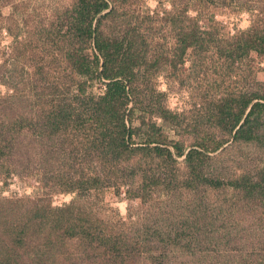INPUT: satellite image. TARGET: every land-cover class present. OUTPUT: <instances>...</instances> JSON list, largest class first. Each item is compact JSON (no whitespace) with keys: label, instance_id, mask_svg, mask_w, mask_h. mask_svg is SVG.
Segmentation results:
<instances>
[{"label":"rangeland","instance_id":"obj_1","mask_svg":"<svg viewBox=\"0 0 264 264\" xmlns=\"http://www.w3.org/2000/svg\"><path fill=\"white\" fill-rule=\"evenodd\" d=\"M110 2L116 14L104 20L105 30L109 32L107 28L114 26L123 35V21H128L139 28L147 45L145 63L134 69L132 124L139 126L144 116L146 127L150 123L159 125L161 132L185 151L198 147L202 137L223 140L221 149L208 152L211 158L204 164L205 176H219L223 183L217 187L189 186L186 183L191 175L184 156L166 166L161 156L137 152L119 164L120 169H127L122 172L134 170L129 182L122 183L119 190L112 185L88 195L66 193L60 190L57 177L78 176L87 169L100 172L103 168L96 156L92 166L87 165L91 157L82 142L88 128L70 126L66 133L48 136L42 133L43 123H39L34 135L24 130L17 136L14 163L18 170L9 175L7 183L0 176V259L8 252L14 264L102 262L104 255L98 249L47 233V227L41 234L29 230L20 247L13 245L16 232L12 227L21 229L18 224L28 211L35 210L37 203L58 207L75 200L73 211H82L86 220L89 215L99 229L125 235L133 240L131 244L145 239L143 248L149 251L142 248L143 252L132 254L126 264H264V196L245 199L227 183L247 175L261 183L264 194V115L259 139L249 142L234 140L229 132L220 130L217 118L218 105L225 99H238L248 93L264 95V54L251 52L232 60L219 52L226 40L239 33L255 27L264 29V0ZM76 4L78 0H0L2 117L7 113L10 118L24 110L16 103L2 109L8 105L3 97L14 94L15 86L22 89L26 85L31 95L36 90L42 92L43 86L51 82L64 87L85 79L71 69L65 54L70 37L66 33L70 26L68 11ZM178 16L183 18L175 25L172 17ZM192 24L203 31V36L205 31H211L216 40L203 50L190 47L179 60L180 28ZM105 83L96 75L90 78L87 91L100 95L106 89ZM162 111L175 116L163 118ZM44 112L37 106L36 114ZM140 135L136 136L139 141L143 134ZM146 169L176 182L166 179L151 186V196L145 201L132 196L138 192ZM42 182L46 183L43 187ZM168 235L172 240L167 239ZM87 253L96 259H87ZM113 260L110 257L111 263ZM0 264H5L4 259Z\"/></svg>","mask_w":264,"mask_h":264},{"label":"trees","instance_id":"obj_2","mask_svg":"<svg viewBox=\"0 0 264 264\" xmlns=\"http://www.w3.org/2000/svg\"><path fill=\"white\" fill-rule=\"evenodd\" d=\"M105 10L108 11L102 13ZM68 13L70 26L66 33L70 37L67 41L69 45L66 47V61L78 76H85V79L64 84V87H60L57 81L51 82V85L43 86L42 92L36 90L31 95L26 85L22 89L15 86L14 94L3 97L8 101V105H3L2 109L11 108L13 103L24 108L18 111V115L10 118L7 113L3 117L0 114V176H3L4 182L7 183L9 175L19 168L14 163L15 146L18 145L17 136H20L24 130L31 131L34 135L38 124L43 123L45 129L42 133L48 136H53L56 132L60 135L62 132L66 133L70 126L76 129L80 126L88 128L82 142L83 148L91 157L87 160V165L92 166L96 156L103 167L100 172L87 169L78 176L57 177L60 181V190L63 192L77 193L81 196L88 195L93 190L103 191L112 185L119 190L122 183L129 182L134 171L122 172L127 169H120L119 164L131 159L137 152L161 156L164 164L167 163L166 166L177 162L178 157L184 156V162L190 169L191 175L187 179V185L221 186L223 182L219 176L216 179H208L205 176L204 164L211 158L208 152L221 149L225 144L223 140L216 137H202L197 144L198 147L185 151L179 143L170 141L167 135L161 132L159 125L150 123L146 127L144 116L141 115L139 126L132 124L135 105L130 104L135 102L134 69L145 63L147 47L146 40L138 31L139 28L128 21H123L126 25L123 35L118 33L114 26L107 28L109 31L107 32L104 20L116 14V8L112 6L110 0H78V4ZM100 13L102 14L97 19ZM180 18L183 17H172L175 25L182 20ZM201 33L203 31H199L196 24L180 28L179 60L190 47L197 46L198 49L203 50L209 47L211 41L216 40L211 31H205L206 36ZM219 52L232 60L240 59L251 52L264 54V29L255 27L239 33L230 41L226 40L225 44L220 46ZM96 75L106 82V89L100 95L90 94L87 91L90 78ZM49 88H51L50 92H45ZM14 98L16 101L10 100ZM254 99L257 101L253 102ZM37 106L43 108L44 115L36 114ZM248 107L250 109L247 112ZM169 115L175 116L162 111L163 118L169 119ZM263 115L264 95L256 93L243 94L238 99H225L218 105L217 118L220 130L229 132L234 140L247 142L258 140ZM140 134H143L141 141L137 139L140 138ZM34 139H37V135ZM170 146L175 151H172ZM166 179L167 182H176L167 175L149 173L146 169L143 171L138 192L133 193L132 196L145 201L151 196V186ZM227 183L245 199L257 200L264 196L261 183L247 175L236 177ZM43 185L46 183L42 182V187ZM129 191L131 194V190ZM34 208L35 210L30 213L28 211L23 221L18 224L21 229L14 226L11 229L16 232L13 242V245H17L15 248L21 246L23 235L28 234L29 230L34 234H41L47 227L49 228L47 233H57L59 238L64 237L65 240L76 239L91 250L98 249L100 255H104L103 261L99 264H126L132 254L139 255L143 249L149 251L143 248L145 239L136 240L131 244L133 240L131 241L129 237L103 231L90 221L89 215H86L88 216L86 220L82 211L74 212L75 200L58 207L37 203ZM167 239L172 240L170 235ZM140 243L142 246L139 245ZM90 255L87 253L86 258L92 261L96 259L93 254ZM2 256L5 264H14L10 262L12 260L10 253L5 252ZM110 257L114 259L112 263Z\"/></svg>","mask_w":264,"mask_h":264},{"label":"water","instance_id":"obj_3","mask_svg":"<svg viewBox=\"0 0 264 264\" xmlns=\"http://www.w3.org/2000/svg\"><path fill=\"white\" fill-rule=\"evenodd\" d=\"M106 11H108V10H105V11H103L102 13H105ZM102 13H100V15H101ZM100 15H98V16H100ZM248 111H249V110H248ZM248 111H247V112H248Z\"/></svg>","mask_w":264,"mask_h":264},{"label":"clouds","instance_id":"obj_4","mask_svg":"<svg viewBox=\"0 0 264 264\" xmlns=\"http://www.w3.org/2000/svg\"><path fill=\"white\" fill-rule=\"evenodd\" d=\"M7 42V41H6Z\"/></svg>","mask_w":264,"mask_h":264}]
</instances>
